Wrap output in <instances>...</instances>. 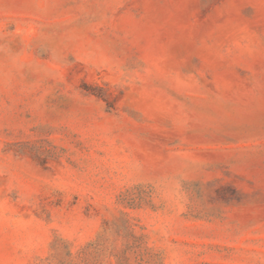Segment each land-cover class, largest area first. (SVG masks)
Wrapping results in <instances>:
<instances>
[{"label": "rangeland", "instance_id": "1", "mask_svg": "<svg viewBox=\"0 0 264 264\" xmlns=\"http://www.w3.org/2000/svg\"><path fill=\"white\" fill-rule=\"evenodd\" d=\"M0 264H264V0H0Z\"/></svg>", "mask_w": 264, "mask_h": 264}]
</instances>
